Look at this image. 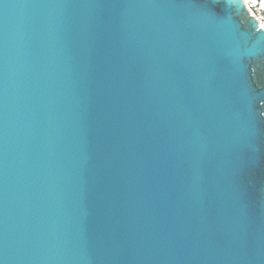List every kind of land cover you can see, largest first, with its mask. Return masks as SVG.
I'll list each match as a JSON object with an SVG mask.
<instances>
[{
    "label": "water",
    "instance_id": "95a60500",
    "mask_svg": "<svg viewBox=\"0 0 264 264\" xmlns=\"http://www.w3.org/2000/svg\"><path fill=\"white\" fill-rule=\"evenodd\" d=\"M243 0H0V264H264V29Z\"/></svg>",
    "mask_w": 264,
    "mask_h": 264
},
{
    "label": "built area",
    "instance_id": "2783aa9c",
    "mask_svg": "<svg viewBox=\"0 0 264 264\" xmlns=\"http://www.w3.org/2000/svg\"><path fill=\"white\" fill-rule=\"evenodd\" d=\"M249 10V14L260 21L259 27L264 29V0H243Z\"/></svg>",
    "mask_w": 264,
    "mask_h": 264
}]
</instances>
